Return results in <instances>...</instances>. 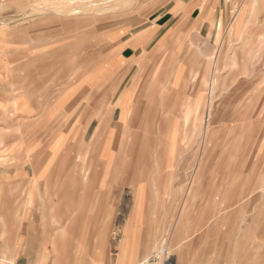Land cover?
Wrapping results in <instances>:
<instances>
[{
	"label": "rangeland",
	"instance_id": "1",
	"mask_svg": "<svg viewBox=\"0 0 264 264\" xmlns=\"http://www.w3.org/2000/svg\"><path fill=\"white\" fill-rule=\"evenodd\" d=\"M175 1L178 19L191 0H0V264L41 209L45 252L55 259L62 182L58 209L71 212L64 264H117L120 247L128 264H264V0H239L207 27L163 26L139 40ZM120 100L128 117L120 122L115 109L110 132L102 116ZM139 103L156 114L145 117ZM101 137L99 149L108 140L115 153L141 139L139 157L149 151L151 163L136 162L125 177L107 168L91 185L59 170L32 201L30 151L42 146L47 159L64 142L67 160L73 146L83 152ZM199 165L200 196L186 209ZM105 194L110 204L98 202ZM85 197L93 204L79 209Z\"/></svg>",
	"mask_w": 264,
	"mask_h": 264
},
{
	"label": "bare ground",
	"instance_id": "2",
	"mask_svg": "<svg viewBox=\"0 0 264 264\" xmlns=\"http://www.w3.org/2000/svg\"><path fill=\"white\" fill-rule=\"evenodd\" d=\"M239 20V19H238ZM123 25V24H122ZM242 25V24H241ZM247 25V24H246ZM237 33L239 31H241L239 29V25L235 27ZM242 28V27H241ZM229 42V41H228ZM227 42V43H228ZM225 48V47H224ZM86 50V49H84ZM88 50V49H87ZM90 52V51H89ZM220 55L218 56L216 53L214 54L213 58L214 59H220L222 60V57L224 56V51L219 53ZM89 55V54H88ZM213 59V60H214ZM208 62V61H207ZM118 63V62H117ZM137 63V61L135 62ZM215 63V62H214ZM119 64V63H118ZM134 64V63H133ZM118 67V66H117ZM217 67V66H216ZM107 71V70H105ZM110 74V73H109ZM117 74V73H116ZM108 75V74H107ZM125 75V74H124ZM138 75V74H137ZM160 75V73H159ZM196 75V74H195ZM98 76V75H97ZM126 76V75H125ZM107 77V76H106ZM196 77V76H195ZM109 78V77H108ZM111 78V77H110ZM97 79V78H96ZM107 79V78H106ZM112 79V78H111ZM124 79V78H123ZM101 80V79H100ZM110 80V79H109ZM159 80V79H158ZM196 80V78H193V81ZM132 81H134V79L132 78ZM192 81V80H191ZM214 81L215 78L211 77V79H209L207 81L208 86L213 89L214 88ZM94 84V83H93ZM99 85V84H98ZM96 85V86H98ZM102 85V84H101ZM115 86V85H114ZM117 86V85H116ZM103 87V86H102ZM118 87V86H117ZM129 89V88H128ZM240 91V90H239ZM125 95V94H124ZM102 104V103H101ZM127 105L126 102H124L123 100H120L119 102L115 103V108L113 110V112L111 113L110 118H107L106 116H102L103 123L108 126L107 128L110 130V132H112L111 130V126H113V121L112 118L114 116V111L115 109L119 108L121 109V116H120V122L123 121V119H126V117L124 114V108ZM139 105H144L145 106V117L149 116V115H155L156 114V110L157 108H152V107H148L147 104H140ZM102 106V105H101ZM165 106V105H164ZM238 106V105H237ZM100 107V106H99ZM100 109L99 108V113H100ZM228 109V108H227ZM244 109V108H243ZM166 110V109H165ZM170 110V108H169ZM168 110V111H169ZM229 110V109H228ZM226 111V110H225ZM253 111V110H252ZM242 112V111H241ZM116 113V112H115ZM133 113V112H132ZM144 113V112H143ZM169 113V112H168ZM167 114V111H166ZM165 114V115H166ZM225 114V113H224ZM232 114V113H231ZM241 114V113H240ZM251 115V114H250ZM116 116V115H115ZM101 120V119H100ZM128 120V119H127ZM119 122V123H120ZM128 124V123H127ZM126 124V125H127ZM129 125V124H128ZM127 125V126H128ZM101 126V123H100ZM116 127V126H115ZM114 128V127H113ZM124 128V127H123ZM236 128V127H235ZM112 136V135H111ZM85 139V137H84ZM83 139V140H84ZM89 139V138H88ZM87 139V140H88ZM95 139V137L93 138ZM93 139H89L88 141V145H90L91 149L88 150H84L83 152H80L81 150H78V148L76 146H73V151L72 154L70 155V158H68L67 160H65V156L67 155L68 151L71 146H63L64 142L61 144V146L59 148H57L56 151L54 152H49V157L47 159H44V156L46 155V148L42 149V146L40 149H35L34 151H30L28 154V159L27 161L29 162V165H31V169L34 173V178L31 181V198L32 201L37 198V196L39 194H41V188L43 186V183L45 185H50L52 183V181H55L56 179H60L58 178L59 174L57 173V171L61 170V171H65L66 175L68 171V175H67V180L68 182H76L78 184V182L81 181L79 174L83 173L82 176H84V180L88 181L91 185L92 182L96 179H98L99 177L101 179L104 178V175L106 174V170L107 168H110L112 170H120L119 174L120 177H125L126 175V171L127 169H132L134 168L133 166L135 165L136 162L141 161V157H139V151H137V147H143V142H140L141 139H139L137 142H134V140H130V142L128 143V145L122 149H126V151L124 152H120V153H115L111 148H110V143L108 140H106V144L104 145V147L100 150L98 146H102V142H104L103 138L101 137L100 141H96L94 142ZM82 140V141H83ZM111 141V140H110ZM113 141V140H112ZM39 143V142H38ZM96 143V144H95ZM92 145V146H91ZM115 146L117 147V145L115 144ZM34 147V146H33ZM40 147V146H39ZM62 147V150H61ZM115 147V148H116ZM129 147H131V149H128ZM59 149V150H58ZM81 149V148H80ZM83 149V148H82ZM114 149V148H113ZM116 150V149H115ZM131 150V151H130ZM28 151V150H27ZM121 151V150H120ZM130 151V152H129ZM137 151V152H136ZM131 153V154H130ZM108 154H111V156H109ZM125 155V156H123ZM146 158L144 157L143 164L145 166L149 165L150 162V152L148 151V153L145 155ZM26 161V162H27ZM27 162V163H28ZM205 165V164H204ZM191 166V165H190ZM202 167L203 165H199L197 167V170L194 173V176L191 175L190 179H189V183H188V190L186 189V201H185V207L187 209L191 207V204L193 203V200H195L197 197H199L200 192H199V187L200 185L203 183V171H202ZM204 168V167H203ZM98 171H100V173L98 174ZM131 172V171H130ZM130 174V173H129ZM45 176V177H43ZM130 176V175H129ZM193 176V178H192ZM44 178V179H43ZM83 181V179H82ZM67 182V183H68ZM72 184V183H71ZM44 185V187H45ZM69 185V184H68ZM88 185V186H89ZM70 186V185H69ZM198 186V187H197ZM227 186V185H226ZM51 187V186H50ZM232 187V186H231ZM49 189V188H47ZM70 189V188H69ZM50 190V189H49ZM48 190V191H49ZM229 192V191H228ZM87 193V192H86ZM204 193V192H202ZM201 193V194H202ZM44 194V193H43ZM47 194V193H46ZM67 194V193H66ZM229 196V193H227ZM232 194V193H231ZM203 195V194H202ZM231 196V195H230ZM30 198V197H29ZM202 198V197H200ZM227 198V197H226ZM225 198V199H226ZM229 198V197H228ZM236 198V197H235ZM40 199V197L38 198ZM234 199V198H232ZM226 201V200H225ZM195 203V202H194ZM227 204V201L225 202ZM224 203V204H225ZM223 204V205H224ZM39 205V204H38ZM39 207V206H37ZM98 208V207H97ZM184 208V207H183ZM41 209V208H40ZM100 209V208H99ZM185 209V210H186ZM42 210V209H41ZM40 210V211H41ZM184 211V215L181 217L179 224L176 227V232L174 235H178L180 234L181 229L184 226V220L186 217V213ZM190 210V209H189ZM102 213V212H101ZM95 218V217H94ZM187 219V218H186ZM98 220V218H97ZM97 222V221H96ZM95 224V223H94ZM93 231V227L91 229ZM90 230V231H91ZM165 230V229H164ZM91 231V232H92ZM103 232V231H102ZM101 235V234H100Z\"/></svg>",
	"mask_w": 264,
	"mask_h": 264
},
{
	"label": "crops",
	"instance_id": "3",
	"mask_svg": "<svg viewBox=\"0 0 264 264\" xmlns=\"http://www.w3.org/2000/svg\"><path fill=\"white\" fill-rule=\"evenodd\" d=\"M238 1L239 0H191L189 1L190 3H192V5H190L191 6L190 8L185 7L184 9L182 8L183 10L180 9L182 10L183 14L178 19H175L176 17L174 15L173 10L180 8V6H178L179 2L175 1V3L170 8L164 9L159 14L154 13L155 14V18L153 19L154 22L150 23L148 26H146V28L137 32L138 35H140L139 40H143L147 38V40H144V41H148V37L156 36L158 32L161 31L160 27H163V26L173 25L179 28V30H176L175 33H180V28L185 24H187V26L188 24H190V26L191 24L193 25L200 24L202 25V27L210 26L216 20L217 16H220L222 19L223 11L238 10L237 9V5H239ZM190 9L191 11H189ZM196 11H197V14L195 15ZM187 32L188 31L183 32V33H187ZM121 56L125 57L124 53H121ZM135 57L136 56H132L131 59H135ZM128 66H129L128 63L123 64L120 70V73L121 71L124 72L125 70H127ZM185 74H187L186 69H185ZM112 121H113V118H112ZM62 183L58 184L57 189L55 191L56 195L53 196V202L56 205V209L54 211L55 215H53V217H55L56 223H57L56 230L59 231L56 234V242L61 243L62 245V248H60V251L58 248H56L57 253L55 254L56 255L55 259L51 257V254L49 255L45 252L46 250L44 246L45 242L48 241V238H47L46 230L42 227L41 220L43 218L48 217L49 212L36 210L35 216L30 217L31 219H33L30 225L24 229L25 234L18 233L14 235L13 244H12V247L14 250L10 255L9 262L6 264H64V261H65L64 248H63L64 228H65L64 220L66 217L70 218L69 214L71 212L67 211L66 214H64L63 209L62 211L58 209V206L60 205V203L61 204L62 202L64 203V200H62L63 198H61V196L64 197V194L61 193L62 189L60 187V186L64 187V184ZM107 187H111V184H109L108 186L106 185L103 191L106 192ZM110 194H105L103 196L104 198L99 197L100 200L98 202H103L104 204L105 203L110 204L111 200H108V198H110L111 196ZM96 199L97 197L95 198V200ZM80 201L78 202L79 209H81L80 208L81 205H87L89 207L90 204H93L94 199L93 198L86 199L85 197L83 200H80ZM80 211H78V213L73 212L74 213L73 215L77 218L79 217L81 218V216L83 215H82V212ZM78 227L80 228V226ZM92 233H96V232L93 231L90 234ZM76 234H79L78 231ZM121 254H122V248L120 247L118 250V258L116 260L117 264H128V262L126 261L127 259L125 257H122Z\"/></svg>",
	"mask_w": 264,
	"mask_h": 264
},
{
	"label": "built area",
	"instance_id": "4",
	"mask_svg": "<svg viewBox=\"0 0 264 264\" xmlns=\"http://www.w3.org/2000/svg\"><path fill=\"white\" fill-rule=\"evenodd\" d=\"M139 264H145V262H140Z\"/></svg>",
	"mask_w": 264,
	"mask_h": 264
}]
</instances>
